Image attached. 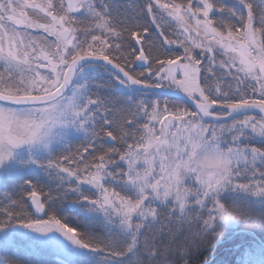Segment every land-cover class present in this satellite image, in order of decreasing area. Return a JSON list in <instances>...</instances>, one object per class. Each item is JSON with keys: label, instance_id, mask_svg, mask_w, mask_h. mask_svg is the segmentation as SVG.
<instances>
[{"label": "snow or ice", "instance_id": "snow-or-ice-1", "mask_svg": "<svg viewBox=\"0 0 264 264\" xmlns=\"http://www.w3.org/2000/svg\"><path fill=\"white\" fill-rule=\"evenodd\" d=\"M238 228L264 231V0H0V264H264Z\"/></svg>", "mask_w": 264, "mask_h": 264}, {"label": "trees", "instance_id": "trees-1", "mask_svg": "<svg viewBox=\"0 0 264 264\" xmlns=\"http://www.w3.org/2000/svg\"><path fill=\"white\" fill-rule=\"evenodd\" d=\"M11 182V181H10ZM17 183H20L22 181H16ZM12 183V182H11ZM75 216V213H73ZM235 235L237 239L242 240L244 242L245 248L248 244L253 245H259L261 241H264V231H261L258 228L250 229L247 232H242L239 228L236 229ZM17 245L18 247H13L9 250L11 254H14L15 256H26L27 252L25 251V248L27 247L26 242L17 239ZM240 250H237L232 241H229L220 247L217 248L215 252H212L211 250H205V255L212 258L214 261H232L233 264H238V258H239ZM41 255L48 259L49 261H52L54 264V261L57 259V255L51 251V250H44Z\"/></svg>", "mask_w": 264, "mask_h": 264}, {"label": "rangeland", "instance_id": "rangeland-1", "mask_svg": "<svg viewBox=\"0 0 264 264\" xmlns=\"http://www.w3.org/2000/svg\"><path fill=\"white\" fill-rule=\"evenodd\" d=\"M8 183V186H10L11 185V182L9 181V182H7ZM17 183V182H16ZM72 215H73V213H72ZM58 258H60V257H57V259Z\"/></svg>", "mask_w": 264, "mask_h": 264}]
</instances>
